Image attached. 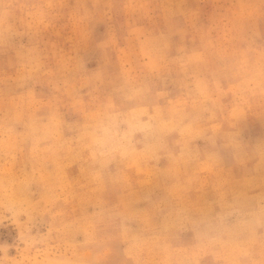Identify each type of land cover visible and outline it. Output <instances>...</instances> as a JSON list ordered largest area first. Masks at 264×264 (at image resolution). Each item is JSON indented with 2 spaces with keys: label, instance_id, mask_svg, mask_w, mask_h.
Listing matches in <instances>:
<instances>
[{
  "label": "rangeland",
  "instance_id": "rangeland-1",
  "mask_svg": "<svg viewBox=\"0 0 264 264\" xmlns=\"http://www.w3.org/2000/svg\"><path fill=\"white\" fill-rule=\"evenodd\" d=\"M0 264H264V0H0Z\"/></svg>",
  "mask_w": 264,
  "mask_h": 264
}]
</instances>
